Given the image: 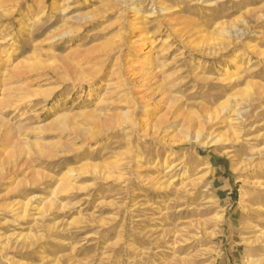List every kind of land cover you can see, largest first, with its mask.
<instances>
[{"label":"rangeland","instance_id":"obj_1","mask_svg":"<svg viewBox=\"0 0 264 264\" xmlns=\"http://www.w3.org/2000/svg\"><path fill=\"white\" fill-rule=\"evenodd\" d=\"M0 264H264V0H0Z\"/></svg>","mask_w":264,"mask_h":264},{"label":"bare ground","instance_id":"obj_2","mask_svg":"<svg viewBox=\"0 0 264 264\" xmlns=\"http://www.w3.org/2000/svg\"><path fill=\"white\" fill-rule=\"evenodd\" d=\"M144 44H145V42L142 43V46H143ZM140 50H141V49H140ZM134 67H136L135 64L132 65V68H134ZM200 133H201V131H200V127H199V128L197 129V131L195 132V134H194L195 140H197V139L199 138Z\"/></svg>","mask_w":264,"mask_h":264}]
</instances>
